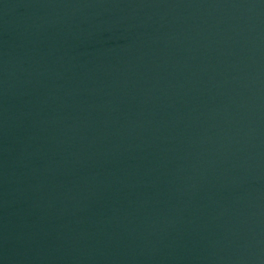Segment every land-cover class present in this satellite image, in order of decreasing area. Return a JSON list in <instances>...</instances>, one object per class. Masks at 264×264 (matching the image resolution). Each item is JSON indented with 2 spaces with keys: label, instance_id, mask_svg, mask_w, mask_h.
Returning a JSON list of instances; mask_svg holds the SVG:
<instances>
[{
  "label": "water",
  "instance_id": "obj_1",
  "mask_svg": "<svg viewBox=\"0 0 264 264\" xmlns=\"http://www.w3.org/2000/svg\"><path fill=\"white\" fill-rule=\"evenodd\" d=\"M0 264H264V0H0Z\"/></svg>",
  "mask_w": 264,
  "mask_h": 264
}]
</instances>
